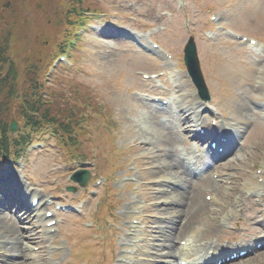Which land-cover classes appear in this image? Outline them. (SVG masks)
I'll use <instances>...</instances> for the list:
<instances>
[{
    "label": "rangeland",
    "instance_id": "374dc122",
    "mask_svg": "<svg viewBox=\"0 0 264 264\" xmlns=\"http://www.w3.org/2000/svg\"><path fill=\"white\" fill-rule=\"evenodd\" d=\"M62 2L65 0H3L0 7V42L8 43V54L16 65L18 83L14 93L6 97L7 92H3L4 99L0 96V130L2 122H8L9 126L14 120L17 123L16 133L24 131L33 140L36 137L19 163H13L9 158L2 160L0 155V252L6 250L12 253L9 256L14 263L28 264L29 242H37L34 239L38 235L34 233L37 224L34 214L25 213L23 216L22 213L15 217L17 213L3 206L2 198L7 197L9 191L1 182L19 181L20 177L40 188L45 196L52 195L56 200L77 206L84 204L80 215L62 213L58 231L47 234L48 242L53 247V252L49 254L55 257L53 264H106L109 259L108 264H114L119 255H125V264H146L141 259L147 257L165 264L166 259L155 255L156 248L152 244L158 247L169 238L177 248L178 241L194 222H197L195 230L198 241L201 234L200 238L205 241L214 237L219 248L229 247L225 239L231 240L230 244L239 243V238L249 227L245 225L246 222H254L249 220L251 205L241 185L245 179L258 182L260 177L255 170L264 169V127L258 125L247 134L252 124L247 123L242 136H245L246 145L253 142L251 150L246 147L238 154L235 150L219 160L220 169L224 170L223 176L232 181L226 185L231 194L230 205L221 211L219 201L223 203L222 198L210 204L205 197L206 193L210 194L211 188L218 186L215 180H211V175H207V180L202 178L200 181L196 180L197 177H190L192 168L186 169L180 157V149L188 157H191V153L204 155L206 150V146L198 144L191 136L192 121H181L184 114L179 109H183L184 99L180 95L195 90L183 63V47L187 38L194 35L201 53L203 73L213 96V100L198 103L200 110L204 108L199 117L202 120L207 118L209 123L217 117L219 124L224 122L229 127L234 115L245 120L250 117L255 119L250 108L256 104L254 97L259 98L263 94L260 89L264 90V53L259 55L247 44L234 41L226 29L230 27L264 40V0H97L98 8L94 10L107 12L104 23L94 20L92 30L87 26V33L76 41L78 46L73 49V64L63 68V75L57 71L52 75L48 69L44 79L50 83L48 88H52L48 90V95H43L53 109L47 118L53 116L57 123L63 124L66 119H71V129L79 137L76 151L86 154L89 149L86 167L93 171V175L106 174L105 177H108L100 186L90 178L87 186L78 188L75 193L67 190L68 186L77 185L70 180L76 164L70 159L64 135L47 119L38 126L33 123L30 126L29 119L18 110L16 104L25 97L26 89L30 91V86L34 85L30 82L33 76L30 69L37 70L41 66L44 73L49 65L48 51L64 35L63 23L67 12ZM211 16H216V20L212 21ZM111 22L114 29L126 27L139 31L143 39L157 41L171 51L180 68L179 87L174 88L167 82L164 88H158L156 81L145 80L139 71L152 73L163 70L164 64L142 51L133 41H125L121 33H103L102 29ZM260 58L263 60L258 61ZM54 78H57L56 87L52 81ZM76 81L85 86L87 94L83 98L71 90L70 84L75 86ZM36 86L42 94L45 88L38 84ZM158 93H166L171 99L169 107L174 109L171 118H166V111H159L155 107L157 105L148 100V95ZM10 96L14 99H10ZM48 96L53 100V105L49 104L51 100ZM214 106L218 108V113L211 111ZM70 109H81L79 112L85 117L77 118L79 114H72ZM219 109L226 115V120L220 117ZM141 115L148 121L149 129L139 139L134 138L133 133L136 134L134 130ZM189 118L197 119L195 114H190ZM245 120L237 122L242 126ZM179 126L183 128L182 131L177 130ZM243 137L240 138L242 144ZM122 144L125 147L118 150L116 145L120 147ZM251 152H257L259 157H252ZM247 153H250V162ZM191 160L196 161L195 158ZM126 175L135 176V184L126 183L123 180ZM171 175L178 176L173 179H180L177 187L171 179L163 181L164 176ZM89 185L91 187L88 188ZM101 197H105L103 204L107 203L108 208H100V213L106 212V220L99 226L103 228L108 223L112 224L110 221L118 217L119 227L96 228V222L102 221L95 206ZM162 200L165 202L161 203ZM191 200L195 205L203 201L211 208L218 207L214 232H202L208 226L205 216L198 220L190 219L193 212ZM242 202L244 205L240 206ZM170 204L172 211L165 214L169 224L163 216L156 223L155 214ZM21 208L26 210V203L23 202ZM184 210L187 212L180 213ZM110 213H113L112 216ZM147 214L151 216L146 217ZM140 216L144 218L142 225L137 227L134 236L128 235L127 231L132 230V219ZM185 217H189L187 227L179 232L177 226ZM86 221L93 228L87 227ZM175 221L177 225L173 229ZM256 224L254 226H258ZM112 228L117 232H112L108 238V230ZM143 228L146 233L153 229L155 234L154 240L145 242L151 249L149 253L142 247ZM116 233L119 235L115 236ZM54 244L63 249L57 253ZM166 253L167 250L161 249L157 254L167 257ZM68 255L74 260L67 262ZM253 257L232 264H251Z\"/></svg>",
    "mask_w": 264,
    "mask_h": 264
},
{
    "label": "bare ground",
    "instance_id": "6f19581e",
    "mask_svg": "<svg viewBox=\"0 0 264 264\" xmlns=\"http://www.w3.org/2000/svg\"><path fill=\"white\" fill-rule=\"evenodd\" d=\"M194 97H196V95L194 94L193 96H192V94H185L184 96H183V98H185L186 99V104H188L187 106H188V108H187V106H186V108H187V110L188 111H191V109H192V107L190 106L191 104H192V102H194ZM190 103V104H189ZM239 108H241V106L239 105L238 106ZM245 119V118H244ZM139 120V124H137V129H135L134 130V132H136V134H134L133 133V137L134 138H141V137H144V136H142V133H145L146 131H148V129H149V126H148V121L141 115V117L138 119ZM137 123H138V121H137ZM198 127V123L196 124V126H195V129ZM211 129L209 128V126H208V130H207V132L209 133V131H210ZM230 143V142H229ZM252 155L253 156H255V157H257L258 155H257V153H252ZM12 185L17 189V185L15 184V183H12ZM215 192V191H214ZM226 191L225 190H223L222 189V186H219V190L217 191V192H215L214 193V196H213V200L214 201H216L217 200V198H219V197H222V198H227L226 197ZM155 197H153V199H154ZM227 201L228 200H225L224 201V205L227 203ZM226 206H227V204H226ZM225 208V207H224ZM171 210V208L170 207H168V206H163L162 208H161V210L159 211L161 214H164V213H167V212H169ZM207 212L209 215H210V212H209V210H208V207H207V204H205L203 201H201V203H196V205L194 204V211L191 213V215H190V219L192 220V219H196V220H198L200 217H202L203 215H204V212ZM153 212H154V210H153ZM211 218L209 219V220H207V222H209V225H208V227H207V229L205 230V231H207L208 233H211V232H214L215 231V227H214V222H215V220H214V218H213V213H211ZM2 223V225L4 226V227H6L7 225H6V223L4 222V221H2L1 222ZM44 223V221H42V220H37V224H38V229H40L41 230V232L43 233V225L45 226V224H43ZM194 225H195V223H193V224H191L190 226H189V228H188V230L184 233V234H186V233H188L189 231H191L192 229H193V227H194ZM187 227V223H185L184 225H181L180 224V226H179V231H183L185 228ZM43 240H44V238H42ZM42 248V247H41ZM167 248H168V251H167V253H166V255L167 256H173V251H172V246L169 244L168 246H167ZM6 251V250H5ZM9 253V251H6L5 253H3L2 254V256L3 257H5V261H7V259H6V255ZM38 253H41L40 251H38ZM38 253L37 252H34V253H32V256L34 257V256H36V255H38ZM180 254L182 255V257H187L188 258V256L186 255V252L185 251H183V249L181 250V252H180ZM264 258V256L263 257H261L260 259H263ZM156 261V260H155ZM198 262H200L199 260H198ZM150 262H147V264H149ZM258 262H256V261H254L253 262V264H257ZM7 264H18V262L17 263H14V262H8ZM19 264H24V263H22V262H20ZM29 264H44V263H42V262H36L35 260H33V261H30L29 262ZM156 264H158V261H156Z\"/></svg>",
    "mask_w": 264,
    "mask_h": 264
},
{
    "label": "trees",
    "instance_id": "16d2710c",
    "mask_svg": "<svg viewBox=\"0 0 264 264\" xmlns=\"http://www.w3.org/2000/svg\"><path fill=\"white\" fill-rule=\"evenodd\" d=\"M82 3L85 2V0L81 1ZM2 47L0 48V88H5L7 90V93H14L16 89V85H9L5 83V80L1 78V73L4 67H6V76L10 75L13 72V63L7 58L6 52L3 50L8 49V44H2ZM26 95L25 99H23L21 102H19V108L22 111L25 116L30 121L31 125L36 124L38 126L42 123L51 113V109L46 106L45 100L41 92L38 91V87L35 85L30 86V91L26 89ZM13 98V96H12ZM53 110V109H52ZM38 124V125H37ZM63 130H66L65 127H63ZM65 132V131H64ZM4 137L2 141L5 140V148L8 149V145L14 142V140H11L7 138L5 135L6 132L3 131Z\"/></svg>",
    "mask_w": 264,
    "mask_h": 264
},
{
    "label": "water",
    "instance_id": "95a60500",
    "mask_svg": "<svg viewBox=\"0 0 264 264\" xmlns=\"http://www.w3.org/2000/svg\"><path fill=\"white\" fill-rule=\"evenodd\" d=\"M187 54H186V61L187 64L189 65V69L193 75L194 80L196 81V83L199 85L201 92H204V87L202 84V78H201V74L199 71V66H198V62H197V58H196V50H195V46H194V42L192 40V38L189 40L188 44H187ZM12 128L15 129V126L12 125ZM82 180H85V176L82 177Z\"/></svg>",
    "mask_w": 264,
    "mask_h": 264
}]
</instances>
